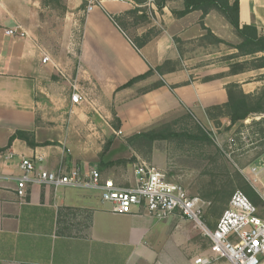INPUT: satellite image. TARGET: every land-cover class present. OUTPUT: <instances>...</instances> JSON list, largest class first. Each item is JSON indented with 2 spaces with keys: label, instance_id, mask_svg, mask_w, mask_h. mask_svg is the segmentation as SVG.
<instances>
[{
  "label": "crops",
  "instance_id": "crops-1",
  "mask_svg": "<svg viewBox=\"0 0 264 264\" xmlns=\"http://www.w3.org/2000/svg\"><path fill=\"white\" fill-rule=\"evenodd\" d=\"M238 5L239 26L254 25L264 36V0H238ZM182 8L181 1H170L158 12L152 0H121L105 1L86 13L84 0H0V264H191L205 255L192 246L193 252L185 254L176 247L178 230L191 245L177 215L160 220L136 209L114 214L98 192L74 188L34 185L21 198L15 180L22 158L30 159L36 170L56 171L60 163L67 171L96 169L86 163L87 151L74 150L73 142L84 122L98 124L87 116L90 107L96 112L95 100L91 96L73 105L69 98V127L64 130L56 110L60 107L54 103L58 63L49 51V27L64 25L71 35L80 30L72 38L77 45L73 89L83 96L88 87L89 95H99L98 109L110 129L108 107L121 123L125 115L134 116L136 123L148 122L149 117L157 120L182 108L200 110L206 118V108L227 102V85H238L244 94L264 86V69L229 73L232 66L264 54L238 57L231 46L239 39L221 15L195 11L178 18L172 13ZM135 9L144 13V22L124 17ZM48 13L60 19L51 22ZM16 29L26 36L6 34ZM150 31L157 35L137 49L132 41ZM44 57L49 61L43 63ZM148 70L153 75L143 80H148L144 85H164L147 91L140 89V81L121 88ZM16 132L31 133L37 146L14 139L8 147ZM102 178L120 186L135 182L133 172L124 182L113 174Z\"/></svg>",
  "mask_w": 264,
  "mask_h": 264
},
{
  "label": "rangeland",
  "instance_id": "rangeland-1",
  "mask_svg": "<svg viewBox=\"0 0 264 264\" xmlns=\"http://www.w3.org/2000/svg\"><path fill=\"white\" fill-rule=\"evenodd\" d=\"M49 15L52 17L51 22L60 19L58 18L60 15L54 18L53 13H48ZM48 30L46 37L49 51L58 63L56 64L58 70H54V77L56 78L54 81H57L54 103L57 108L60 107L56 110L61 112L63 128L67 130L70 117L68 100L73 92V81L77 71L75 70L77 45L72 43V38H77L80 30L73 32L74 35H71L70 29L64 25L62 27H49ZM259 77L256 76L255 78L258 79ZM147 81L141 82L140 89L149 88L148 85H144ZM261 89L262 87L254 92L255 98L261 93ZM88 90V87H84V91H82L84 98L83 96L82 98L88 101V98L92 96L91 98L95 100L94 109L96 112L90 107V113L87 114L84 111V114H87L90 120L92 119L98 124L95 127L91 126L92 124H88L89 120L87 123H83L84 126L79 128L76 138L73 140L74 150L76 149L78 152H81L80 150L87 151L85 158H88V162L86 163H89L91 168L96 167L99 170L100 162L103 164L114 163L113 166L107 167L104 172L99 170L103 175L102 177L113 174V178H122V182H124V179L133 172L135 166H152L163 172L168 181L182 185L189 195L200 198L208 195L211 207L209 210L207 208V220L212 226L221 214L217 215L216 209L226 206L215 202L216 196L221 198L231 190L242 192V184H246L254 190L251 186L254 178L258 180L255 183L257 189L261 190L264 187V114H252L245 121L230 126L226 118L208 120L207 117H203L200 110L191 111L182 108L176 112L157 117V120H154V117H149L150 121L148 122L144 120L136 123L133 121L134 116L125 115L122 116L121 123L120 120L117 121L119 117L113 113V108L108 107L111 112L108 121V123L111 122L110 129L104 123V115L98 109L101 101L98 98L99 95L96 92L89 95ZM125 99L126 97L123 98V100ZM84 101L86 102V100ZM107 102L111 103L112 100H107ZM52 110L51 107L50 113L54 114ZM123 112L126 111L123 110ZM164 123H171L175 133L184 131L194 133L197 127L201 128L208 134L210 143L181 141L176 137L151 144L138 141L128 142V138L134 134L156 128ZM116 126L118 129L112 131ZM259 154L261 155L258 156ZM222 165L226 169L222 168ZM252 168H257V178L253 175ZM235 171L241 176V181H236ZM257 209L259 216L264 219L263 202L257 206ZM179 220L181 225H177L182 232H187L191 245H188L186 236L178 230L175 235L176 247L184 251V254L189 251L193 252V248L194 250L205 251V257L214 258L211 244L201 236L200 232L192 224L181 218ZM222 262L224 261L220 263L222 264ZM224 264L227 263L224 262Z\"/></svg>",
  "mask_w": 264,
  "mask_h": 264
},
{
  "label": "built area",
  "instance_id": "built-area-1",
  "mask_svg": "<svg viewBox=\"0 0 264 264\" xmlns=\"http://www.w3.org/2000/svg\"><path fill=\"white\" fill-rule=\"evenodd\" d=\"M105 1L121 0H84L85 12L102 6ZM7 35L26 36L20 29L9 30ZM49 61L44 57L42 62ZM83 98L77 91L70 96L73 105L81 104ZM257 168H252L256 177ZM20 174L15 178L17 194L24 197L26 190L34 185L57 188H74L98 192L103 203L110 206L114 214H130L134 209L145 211L154 218L163 220L173 215L192 224L201 236L212 246L214 258L198 256L191 264H211L224 260L228 264H264V219L258 209L240 191L234 192L211 228L204 215L210 203L198 196H191L185 188L168 181L160 170L146 165H137L133 170L134 185L120 186L104 180L96 169L74 168L66 170L60 163L56 171L36 170L30 159L22 158L19 164ZM257 178V177H256ZM258 180L254 178L251 186L264 204V187H255Z\"/></svg>",
  "mask_w": 264,
  "mask_h": 264
},
{
  "label": "trees",
  "instance_id": "trees-1",
  "mask_svg": "<svg viewBox=\"0 0 264 264\" xmlns=\"http://www.w3.org/2000/svg\"><path fill=\"white\" fill-rule=\"evenodd\" d=\"M139 4H143L146 0H134ZM170 1H181L182 2V10L173 11L172 13L176 17H183L191 12L199 11L202 16L207 15L208 13L214 11L221 15L226 22L232 27L234 34L239 39V42L235 46H231L230 44H226L225 42L215 39L217 43H223L225 45L231 46L232 48L237 50L238 57L245 56H253L257 54H264V36H260L257 32V28L254 25H244L242 27L239 26L238 21V0H152L158 12H161L162 9L166 6L167 2ZM141 12V16H136ZM124 17H132L134 18V22L145 21L144 13L140 9H135L130 12L125 13ZM157 32H147L146 34L137 37L132 41L133 45L140 49L144 47L147 43H149L155 36ZM254 68V69H264V56L257 57L251 60L249 63L245 62L242 65L232 66L230 68V74H237L243 71L246 68ZM160 73L161 67L155 70ZM153 75L152 70H148L145 74L134 77L129 80L127 83L121 86L122 89L129 88L133 86L135 83L143 81ZM264 80V76L262 78ZM164 84L162 82H157L152 85L147 91L157 89ZM225 91L227 94V102L221 106H212L205 109V115L208 120H218L220 118H226L229 121L230 126L235 125L238 122H243L252 114H264L263 104H264V86L261 89V93L255 98L253 94H244L240 87L236 84H230L225 87ZM118 121V120H117ZM119 124V123H118ZM260 124V123H257ZM119 126V125H118ZM118 126L115 129H118ZM187 131L181 133H175L172 129L171 123H164L156 128H152L149 130H145L139 133L134 134L133 136L128 138V142L130 141H138L143 142L145 144H151L157 141H166L170 138H177L181 141H196L201 143H210L208 138V134L203 131L201 128L196 129L194 133H186ZM14 139H20L26 142L29 147L37 146L33 141V135L31 133L26 132H16L13 136L9 138L8 147L11 145ZM264 143V142H263ZM1 152V150H0ZM263 153V152H262ZM259 154L258 156H260ZM114 163H101L99 168L106 169L109 166H113ZM222 168L226 169L224 165ZM234 177L236 181H241V176L238 172L235 171ZM241 187L242 193L251 201V203L257 208L262 202L259 199L258 195L246 184H242ZM234 192L231 190L225 196L218 198L215 197L214 201L218 202L222 205H226L225 208L216 209V214H222V212L226 209L228 201L231 195ZM218 194V193H217ZM202 199L208 201L210 203L208 210L211 207L210 197L205 195L201 197ZM205 212L204 218L208 226L211 228L215 227L214 225H210V221L207 219V211Z\"/></svg>",
  "mask_w": 264,
  "mask_h": 264
}]
</instances>
